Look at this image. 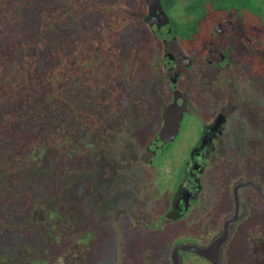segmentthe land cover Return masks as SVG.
I'll list each match as a JSON object with an SVG mask.
<instances>
[{
  "label": "rangeland",
  "instance_id": "rangeland-1",
  "mask_svg": "<svg viewBox=\"0 0 264 264\" xmlns=\"http://www.w3.org/2000/svg\"><path fill=\"white\" fill-rule=\"evenodd\" d=\"M182 4L183 0H179L178 7L172 12L176 19L184 17ZM115 10L114 20L107 21L102 28L105 48L111 45L106 35L127 33L131 29L142 30L145 22L146 11L142 4L136 6L134 0H116ZM235 29L237 34L243 33L239 26ZM123 38L126 40L127 36ZM149 41L150 49L160 54L159 43L154 35L149 37ZM122 46L127 73L134 75L136 80V69H133L136 56L133 52L125 53L132 49L128 42ZM92 54L95 56L96 53L92 51ZM160 60L157 55L151 65L152 70L138 86L129 85L127 99L122 102L121 108H113L111 117L109 110L112 109V99L107 93L108 89L101 86L100 78L93 80L97 85L92 93L93 99H86L80 107H74L88 132L79 133L81 125L69 120L63 124L62 129L67 127L71 135H74V142L68 137H62L60 141L57 138L47 141L49 146H46L40 165L26 174L25 180L43 182L48 177H61L57 179V192L42 196L36 201L29 217L31 226L26 233L16 232L18 228L13 221H7L5 227H0V264H136L139 255V249H135L136 244L144 241L155 243L153 255L141 256L145 260L167 257L171 244L183 235L185 221L172 224L158 217L168 205L172 187L163 168L170 166L176 170L181 167L192 139H188L189 134L185 133L186 136L181 140H175L167 150L157 153L152 158V166H158L154 171L156 177L150 179L148 175L145 176L148 169L153 168L149 167L150 155L145 153V147L160 125L158 117L156 118L157 111L153 109V116L149 118L147 108L151 106L147 107L146 104H163L159 88L165 77L159 71ZM64 62L78 68L88 64L83 58L74 61L62 56L61 66ZM60 64L52 71L56 78L60 77L57 73L61 68ZM226 77H229L230 83L237 82L230 75L223 74L215 83L222 85L226 82ZM209 81H200V77L195 76V85L202 82L207 84ZM93 82L90 81L92 85ZM185 84L186 87H191V76H188ZM254 99L247 97L245 105L253 108ZM92 101L94 103L91 104ZM73 105L69 102V106ZM233 109L231 107L229 110L234 112ZM72 116L74 115L71 114ZM236 121H232L229 129V141L233 146H238V136L249 132V127L244 122L240 128H236ZM82 144L90 146L89 154L81 162L82 166H57L58 159L64 153L62 151L68 149L73 156L75 147ZM9 167L12 172L9 176L12 180L10 183H20V175L12 171V166ZM64 167L73 168L65 176L59 175L57 171ZM20 174L22 176L23 171ZM158 181L161 182L156 187L155 194L153 189ZM214 193L215 190L210 191L208 196ZM254 204L259 205L257 202ZM90 242L92 243L88 246L93 247L92 250H85L86 244ZM93 252L95 253L92 255ZM134 254L137 255L136 258Z\"/></svg>",
  "mask_w": 264,
  "mask_h": 264
},
{
  "label": "flooded vegetation",
  "instance_id": "flooded-vegetation-1",
  "mask_svg": "<svg viewBox=\"0 0 264 264\" xmlns=\"http://www.w3.org/2000/svg\"><path fill=\"white\" fill-rule=\"evenodd\" d=\"M134 1L136 6L142 4L147 14L149 4L145 0ZM178 2L159 0L160 9L169 17L173 38L163 41L154 34L160 54L152 51L147 61L150 73L158 55L161 59L159 71L165 78L159 88L163 104H146L152 107H148L149 111L147 108L149 118L155 109L160 125L145 147V153L150 155L149 167H153L145 176L155 178L154 171L158 166H152V158L167 150L175 140L185 137V133L189 134L192 143L181 167L176 170L170 166L163 168L172 187L168 207L158 214L172 224L185 221V226L183 235L171 244L164 259L145 260L141 256L153 255L155 243H137L136 264H173V249L179 244H190L195 248L207 246L234 209L233 185L237 181H251L264 191V42L248 27L247 2L242 0L240 5L241 19L236 14L237 5L231 2L224 5L230 17L217 22L213 7L219 4L214 0H183L184 17L176 19L172 12ZM237 26L242 34L236 33ZM188 27L192 34L186 29ZM223 74L237 82L230 83L226 77L222 85L215 83ZM188 76L192 77L191 87L185 84ZM195 76L200 77V81H210L195 85ZM247 97L255 98L253 108L245 105ZM173 102L184 108L177 134L172 141L153 144V138L164 124V111ZM231 107L234 112L229 110ZM234 120H237L236 128H240L242 122L249 127L246 135L238 136V146L229 141V129ZM159 182L154 186L155 194ZM213 190L215 193L208 196ZM241 197L246 213L236 223L220 252L215 250L206 254L187 249L181 253V264H264V199L249 186L242 188ZM91 243L86 244L85 250H92L93 247L88 246Z\"/></svg>",
  "mask_w": 264,
  "mask_h": 264
},
{
  "label": "trees",
  "instance_id": "trees-1",
  "mask_svg": "<svg viewBox=\"0 0 264 264\" xmlns=\"http://www.w3.org/2000/svg\"><path fill=\"white\" fill-rule=\"evenodd\" d=\"M214 2L219 4L213 7L216 22L230 17L224 5L231 2L237 5L236 14L241 19L242 0ZM246 2L248 27L264 42V0ZM115 5L116 0H0V227L13 221L16 232L26 233L36 201L57 192V179L61 177L36 182L26 181V174L40 165L48 140L68 137L74 142L67 127L62 129L67 121L80 124L79 133L88 132L74 107L93 99L97 89L93 80L100 78L101 86L108 89L111 117L113 108H121L127 99L129 85L138 86L148 73L147 61L152 53L149 37L153 33L147 22L142 30L106 35L111 45H103L102 28L114 20ZM186 29L192 34L191 27ZM125 41L132 47L125 53L136 56L133 69L137 82L123 63ZM62 56L74 61L83 58L88 64L78 68L64 62L61 66ZM58 64L62 70H57L60 77L56 78L52 71ZM89 151L86 144L75 147L73 156L66 149L57 166H82ZM9 166L20 175V183H10ZM72 168L57 172L65 176Z\"/></svg>",
  "mask_w": 264,
  "mask_h": 264
},
{
  "label": "water",
  "instance_id": "water-1",
  "mask_svg": "<svg viewBox=\"0 0 264 264\" xmlns=\"http://www.w3.org/2000/svg\"><path fill=\"white\" fill-rule=\"evenodd\" d=\"M145 1L147 4H149L150 7L147 11L145 20L148 23V26L150 27L152 33L160 37L163 41H171L173 36L171 35V30L169 27V17L164 11L160 9L159 0ZM183 111L184 108H179L176 102H173L167 109H165L163 114L164 124L160 129L158 135L153 138V144H156V141L158 142V145H160L173 140V138L177 134L178 125L181 120ZM246 186L255 188L264 199V191L260 186L247 180L237 181L233 185L235 206L233 211L225 217L221 230L205 247L195 248V246H192L190 244H179L173 249V264H181V253L187 249L206 254L215 250H218L220 252L224 244L229 240L234 226L244 217L246 213V208L241 197V190Z\"/></svg>",
  "mask_w": 264,
  "mask_h": 264
}]
</instances>
